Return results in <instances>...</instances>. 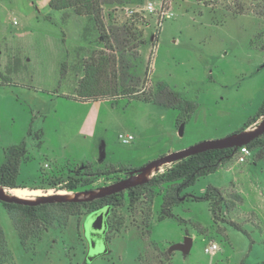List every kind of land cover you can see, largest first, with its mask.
<instances>
[{
	"label": "rangeland",
	"instance_id": "1",
	"mask_svg": "<svg viewBox=\"0 0 264 264\" xmlns=\"http://www.w3.org/2000/svg\"><path fill=\"white\" fill-rule=\"evenodd\" d=\"M48 2L0 0V164L9 146L24 142L16 183L33 192L22 197L71 196L110 184L165 153L238 131L262 102L264 0H106L104 41L91 16L53 10ZM109 55L119 67L116 95L79 96L85 66ZM179 99L196 108L189 114L175 106ZM121 132L133 139L121 142ZM101 142L105 155L98 161ZM256 153L244 161L234 154L199 177L180 193L172 217L160 210L168 184L156 187L152 200L142 195L131 202L124 190L107 217L106 251L90 261L88 242L92 254L104 244L92 221L85 225L84 209L58 208L57 220L29 228L22 245L20 212L0 203L12 254L3 264H264V154L255 160ZM209 186L227 202L216 214L201 198ZM186 235L192 237L187 253L170 248ZM209 241L220 247L214 254L204 252Z\"/></svg>",
	"mask_w": 264,
	"mask_h": 264
},
{
	"label": "trees",
	"instance_id": "2",
	"mask_svg": "<svg viewBox=\"0 0 264 264\" xmlns=\"http://www.w3.org/2000/svg\"><path fill=\"white\" fill-rule=\"evenodd\" d=\"M106 0H49V8L53 10H62L66 8H73L74 12L78 15H89L92 17L95 26L98 31H100V38L105 40V23L102 13V4ZM128 29V33H129ZM108 32V30H107ZM132 36L135 37V33L132 31ZM138 43H142L143 39L141 36H137ZM108 42V40H107ZM108 44V43H107ZM111 47V45H108ZM264 51V48L262 49ZM104 61H100L99 64L94 65L89 64L85 66V73L81 77V80L78 83L76 92L79 96L88 98L91 97L96 99L98 96L107 97V95L115 96L117 88L115 85V79L117 78L116 68L114 67L117 63L114 55H109L108 57H103ZM110 64L113 68L112 71H107L105 65ZM106 75L108 77L104 83V87L100 81L102 77ZM100 77V79H99ZM113 77V78H112ZM111 78V79H110ZM119 78V77H118ZM132 92H135L136 89L133 87ZM125 91V90H124ZM124 93H128L125 91ZM173 99L175 95L172 94ZM173 99L166 98V103H172ZM176 107H182L185 111H188L189 114L196 108L195 103L186 99L180 100L176 103ZM183 110V113L185 112ZM264 115V97L260 106L258 107L256 113L249 117L247 121L243 123L240 129H245L249 125L255 123L258 118ZM189 117V115H188ZM185 117L184 120H186ZM239 129V130H240ZM248 149L251 151H256L255 160L264 154V133L258 137L252 139L247 144H245ZM236 150L232 148L224 149H210L190 155L186 158L172 162L171 166L164 170V172L156 173L151 176L147 182L136 185L134 187L126 189L128 199L133 202L140 198V196H145L148 199L152 200L155 196V188H159L162 184H168L169 189L161 195V216L172 217L171 208L178 204L181 200L180 193L188 186L195 184L199 177H202L206 174L212 173L219 169L223 164L232 159ZM26 153V147L24 142L19 144H14L9 146L3 157V161L0 164V184L6 188L21 187L17 185L16 179L19 175L20 162L22 157ZM79 174V173H78ZM75 188L74 183L68 181L66 189L73 190ZM167 189V188H166ZM124 191V190H123ZM123 191L106 195L101 198H96L91 201H65V202H54V203H40L36 205H25L18 203H0L8 208L9 211L12 209L18 210L20 216L18 218V224L16 225L17 234L20 238V243L23 245L25 240L29 236V228L33 229L38 224H52L58 217H56V212L58 208L63 209L67 213L71 214H80L81 211H84L87 214H90L98 209L110 210L112 207H116L122 204L124 196ZM214 191V192H213ZM214 196V199L213 196ZM202 199L210 201V210L216 214L217 208L223 201L222 196L220 195L219 190L216 187L209 186L206 188L205 193L201 196ZM237 226V225H236ZM238 227V226H237ZM240 228V227H238ZM28 229L27 231H24ZM244 234H247L244 229H242ZM7 240L5 236L4 229L0 224V264L11 262L12 254L7 247ZM240 264H246L242 261Z\"/></svg>",
	"mask_w": 264,
	"mask_h": 264
},
{
	"label": "water",
	"instance_id": "3",
	"mask_svg": "<svg viewBox=\"0 0 264 264\" xmlns=\"http://www.w3.org/2000/svg\"><path fill=\"white\" fill-rule=\"evenodd\" d=\"M184 123H180L177 129L178 135L183 134ZM264 133V115L260 119V121L249 129H241L235 131L226 136L215 138V139H205L199 142H196L187 147L174 150L168 153H165L161 156H158L155 159H152L142 166L129 170L128 175L124 176L121 179H118L110 184L103 185L98 187L97 189H86L84 191H76L73 195L69 196L63 193H47L38 195L34 198L20 197L15 194L9 193L6 191V188L0 184V201L8 202V203H18L25 205H36L40 203H54V202H65V201H91L96 198H101L106 195H110L113 193H117L128 188L134 187L136 185L143 184L148 181V175L154 170L158 171L159 167L163 164L176 162L183 158H186L190 155H194L196 153L210 150V149H224V148H232L233 150L238 147L247 144L252 139L258 137L259 135ZM104 145L103 142L100 143L98 148V161H102L104 158ZM109 212V208L104 209L103 211H98L92 213L88 216L85 221V225L89 221H92V226L95 230H99L104 236V233L107 229L106 223L103 221V217L107 215ZM103 250L97 253H91L93 251V245L89 243V254L87 255V259L90 261L94 259L96 256L105 253L106 245L105 239L103 237ZM192 245V237L189 235L184 236L182 242L173 243L170 248L179 250L182 253H187L190 250ZM92 249V250H91Z\"/></svg>",
	"mask_w": 264,
	"mask_h": 264
},
{
	"label": "built area",
	"instance_id": "4",
	"mask_svg": "<svg viewBox=\"0 0 264 264\" xmlns=\"http://www.w3.org/2000/svg\"><path fill=\"white\" fill-rule=\"evenodd\" d=\"M146 8L149 11L153 10V7L150 3L146 6ZM12 23L16 24L17 23L16 19H13ZM117 138L123 143H128L133 139V135L121 132L117 134ZM250 154H251V151L250 149L247 148L246 145H242L238 147L235 153V155L237 156V160L239 161H244L248 156H250ZM219 249L220 247L217 243L209 241V243L204 247V252L207 254H214Z\"/></svg>",
	"mask_w": 264,
	"mask_h": 264
},
{
	"label": "bare ground",
	"instance_id": "5",
	"mask_svg": "<svg viewBox=\"0 0 264 264\" xmlns=\"http://www.w3.org/2000/svg\"><path fill=\"white\" fill-rule=\"evenodd\" d=\"M6 191L9 193L15 194L17 196H20V197L25 196V195L33 192L29 189L20 188V187L8 188V189H6ZM63 194H65V193H63Z\"/></svg>",
	"mask_w": 264,
	"mask_h": 264
},
{
	"label": "flooded vegetation",
	"instance_id": "6",
	"mask_svg": "<svg viewBox=\"0 0 264 264\" xmlns=\"http://www.w3.org/2000/svg\"><path fill=\"white\" fill-rule=\"evenodd\" d=\"M128 172H129V170L126 171L125 176L128 175ZM98 211L101 212V211H103V209H98V210H96V211H94V212H97V213H98ZM109 211H110V209H109ZM94 212H92V213H94ZM92 213L86 215L85 221H86V219L88 218V216L91 215ZM108 215H109V212H108L107 215H105V216L103 217V221L106 223L107 226H108V224H107V217H108ZM85 221H84V222H85ZM103 237H104V239H105V233H104V236H103ZM105 240H106V239H105ZM88 247H89V242H88ZM88 250H89V248H88ZM91 250H92V249H91Z\"/></svg>",
	"mask_w": 264,
	"mask_h": 264
}]
</instances>
